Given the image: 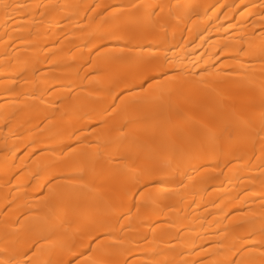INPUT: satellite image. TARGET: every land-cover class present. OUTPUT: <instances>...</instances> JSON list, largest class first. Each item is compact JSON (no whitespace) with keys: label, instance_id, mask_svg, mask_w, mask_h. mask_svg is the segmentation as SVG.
<instances>
[{"label":"bare ground","instance_id":"obj_1","mask_svg":"<svg viewBox=\"0 0 264 264\" xmlns=\"http://www.w3.org/2000/svg\"><path fill=\"white\" fill-rule=\"evenodd\" d=\"M0 264H264V0H0Z\"/></svg>","mask_w":264,"mask_h":264}]
</instances>
